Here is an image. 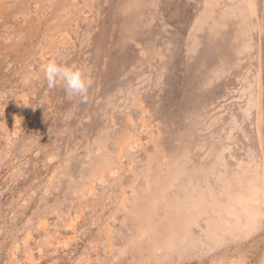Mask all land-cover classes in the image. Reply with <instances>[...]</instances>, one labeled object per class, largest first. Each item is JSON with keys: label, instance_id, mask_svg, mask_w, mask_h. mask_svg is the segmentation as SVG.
I'll return each instance as SVG.
<instances>
[{"label": "rangeland", "instance_id": "rangeland-1", "mask_svg": "<svg viewBox=\"0 0 264 264\" xmlns=\"http://www.w3.org/2000/svg\"><path fill=\"white\" fill-rule=\"evenodd\" d=\"M0 264H264V0H0Z\"/></svg>", "mask_w": 264, "mask_h": 264}, {"label": "clouds", "instance_id": "clouds-1", "mask_svg": "<svg viewBox=\"0 0 264 264\" xmlns=\"http://www.w3.org/2000/svg\"><path fill=\"white\" fill-rule=\"evenodd\" d=\"M42 71L49 88L56 87L59 83L69 98L79 97L82 101L87 100L92 80L81 68L51 59L43 66Z\"/></svg>", "mask_w": 264, "mask_h": 264}, {"label": "bare ground", "instance_id": "bare-ground-1", "mask_svg": "<svg viewBox=\"0 0 264 264\" xmlns=\"http://www.w3.org/2000/svg\"><path fill=\"white\" fill-rule=\"evenodd\" d=\"M255 9V8H254Z\"/></svg>", "mask_w": 264, "mask_h": 264}]
</instances>
